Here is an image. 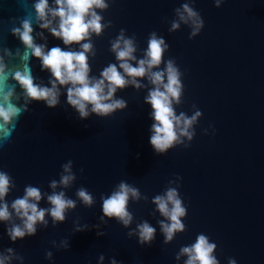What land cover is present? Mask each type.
Here are the masks:
<instances>
[{
    "label": "water",
    "instance_id": "1",
    "mask_svg": "<svg viewBox=\"0 0 264 264\" xmlns=\"http://www.w3.org/2000/svg\"><path fill=\"white\" fill-rule=\"evenodd\" d=\"M34 2L0 0V47L13 53L18 47L23 50L10 31L12 18L34 16ZM184 2L191 0H106L110 7L101 14L105 23L112 21V27L93 36L97 55L90 58V75L99 76L104 67L119 63L110 41L120 29L127 30L126 36L135 34L138 58H143L151 32L164 37L170 45L165 61L174 58L184 73L183 103L176 106L177 114L192 115L193 105L202 111L190 147L178 145L166 154L155 153L150 144L152 109L144 101L152 85L146 77L142 83L147 87L118 90L116 97L125 99L128 107L107 117L93 113L81 120L67 104L66 89L55 108L34 101L19 118L11 142L0 149V170L10 174L16 185L6 199L11 203L22 197L27 185L50 194V181L59 180L62 164L72 160L77 179L72 187L57 191L76 199L77 208L68 210L66 220L56 226L46 216L47 228L38 224L36 235L16 242L7 235L9 225L0 221V251L14 248L24 257L23 264H100L101 254L103 264H110L112 257L121 264H184L187 257L177 260L176 254L203 233L217 244L214 255L220 264H228L229 258L237 264H264V0H225L219 8L214 0H194L192 6L205 26L192 39L184 24L169 32L174 10ZM34 28L44 32L48 48L68 50L48 30L35 24ZM36 42L45 41L36 36ZM29 63L36 82L50 87L51 74L41 70L40 60L32 57ZM19 64L18 58L9 60L10 68ZM17 91H21L18 85ZM177 176L182 177L178 191L188 209L182 218L187 228L165 244L158 223L165 218L151 201L167 187H176L169 181ZM121 180L148 196L147 201L130 199L133 221L128 227L115 218L105 217L106 224L100 220L101 195H110ZM80 187L93 194L96 202L91 208L78 200ZM40 207H50L46 196ZM145 220L157 231L151 245L141 246L137 235L127 234ZM75 221L88 228L74 233ZM99 231L106 235L97 236ZM64 239L70 242L67 250L60 246ZM47 251L52 252L51 259L46 258Z\"/></svg>",
    "mask_w": 264,
    "mask_h": 264
},
{
    "label": "clouds",
    "instance_id": "2",
    "mask_svg": "<svg viewBox=\"0 0 264 264\" xmlns=\"http://www.w3.org/2000/svg\"><path fill=\"white\" fill-rule=\"evenodd\" d=\"M225 0H214L219 8ZM184 2L174 12L176 18L171 21L169 32L180 29L181 24L187 25L191 31L189 39L200 34L205 26L201 13ZM35 15L29 13L26 17H13V27L10 31L23 44L21 50L16 48L15 53L10 48L0 47V149L12 140L19 118L30 110L29 105L34 101H42L49 108L60 105L62 89L67 92V104L79 114L81 120L88 119L93 113L100 117H107L117 110L128 107V102L117 98L118 90H123L129 85L137 90L147 85L142 83L147 78L148 94L144 97L145 103L151 105L149 113L153 119L150 128V144L155 153L166 154L169 149L178 145L190 147V142L196 134L194 125L202 116V111L193 105L192 115L181 111L177 114L176 106L183 103L184 73L177 65L174 58L165 61V54L170 45L165 38L158 36L155 31L149 34L147 48L143 50V58H138V44L135 37L126 36V29H120L119 35L110 41V51L115 54L119 63H111L104 67L99 76L90 75L92 68L90 58L97 55L93 36H102L104 31L112 27V21L104 22L103 11L110 7L106 0H35L33 4ZM99 10V11H98ZM18 21V25L16 23ZM34 24L41 30H48L52 36L63 41L68 50L60 46L48 48L47 37L43 31L36 32ZM35 33V35H34ZM36 36L43 39L44 43H37ZM79 45V49L72 47ZM32 57L41 62V70L50 72L48 84L43 81L37 83L30 67ZM18 58L19 65L10 68L9 60ZM135 62V63H133ZM164 65L161 68V65ZM155 69V70H154ZM122 70V71H121ZM15 81L16 83H11ZM17 85L21 91H17ZM21 101H23L21 103ZM205 133L208 129H204ZM185 138L188 143L185 142ZM139 158V154H137ZM73 161L62 164L60 179H53L49 187L53 190L42 193L39 187L27 185L22 197H17L9 203L6 197L16 187L13 177L6 171L0 170V221L5 222L7 235L12 242L34 236L37 225L47 228L51 217L53 226L66 220V212L77 208V200L66 195L64 190L73 186L77 179L73 171ZM81 173L84 169H80ZM182 177L170 180L169 186L163 194L152 198L158 211L165 219L159 220L160 231L164 235V243H170L177 233L186 231V224L182 220L188 214V209L178 191ZM46 196L50 207H40V202ZM78 200L86 207L95 204L93 194L85 187L76 191ZM102 212L100 220L107 223L105 217L115 218L125 227L131 225L133 213L129 211V201L139 202L148 200V196L141 193L140 189L126 180H121L110 195H101ZM15 219L20 222L16 223ZM74 233L83 232L88 225H79L75 221ZM99 227V225H96ZM156 228L147 220L138 223L135 229L128 232V237L138 236V243L151 245L156 237ZM105 232H97V236H104ZM55 244V241H53ZM60 246L67 250L70 248L68 239L61 241ZM217 244L210 242L206 234H199L194 243L182 246L176 254V259L187 257L184 264H220L214 252ZM46 258H52V252H46ZM13 260L23 264L24 257L14 248L8 247L0 251V264H12ZM105 260L104 254L99 256L100 264ZM110 264H121L115 257L110 259ZM228 264H237L236 259L229 258Z\"/></svg>",
    "mask_w": 264,
    "mask_h": 264
}]
</instances>
